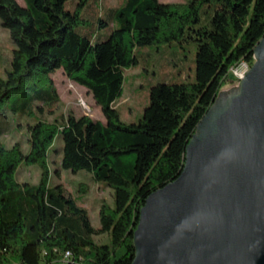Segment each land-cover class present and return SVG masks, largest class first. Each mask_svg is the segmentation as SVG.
Here are the masks:
<instances>
[{
    "label": "trees",
    "instance_id": "16d2710c",
    "mask_svg": "<svg viewBox=\"0 0 264 264\" xmlns=\"http://www.w3.org/2000/svg\"><path fill=\"white\" fill-rule=\"evenodd\" d=\"M68 1L0 0V20L15 45L0 75V114L8 106L35 119L28 152L0 141V264H54L67 251L70 264H132L146 199L180 176L186 148L224 80L241 64L253 66L264 38V0H123L113 13L118 27L96 43L78 31L90 0L74 11L65 8ZM191 43L195 81L151 87L142 117L121 121L115 102L124 70L139 64L136 51ZM61 69L92 94L105 123L73 114L43 119L60 102L52 74ZM50 152L60 155L56 174L85 171L113 190L112 206L101 205L99 227L61 185H50ZM23 164L39 165L37 184L17 180ZM98 234L109 242H96Z\"/></svg>",
    "mask_w": 264,
    "mask_h": 264
},
{
    "label": "water",
    "instance_id": "95a60500",
    "mask_svg": "<svg viewBox=\"0 0 264 264\" xmlns=\"http://www.w3.org/2000/svg\"><path fill=\"white\" fill-rule=\"evenodd\" d=\"M254 58L229 106L202 119L180 176L146 199L132 264H264V38Z\"/></svg>",
    "mask_w": 264,
    "mask_h": 264
},
{
    "label": "rangeland",
    "instance_id": "374dc122",
    "mask_svg": "<svg viewBox=\"0 0 264 264\" xmlns=\"http://www.w3.org/2000/svg\"><path fill=\"white\" fill-rule=\"evenodd\" d=\"M168 4H184L186 0H160ZM24 5L23 0H17ZM80 0H69L65 8L74 11ZM123 0H90L81 10V17L86 21L78 31L87 35L93 42L104 41L112 30L118 27L113 18L114 10L121 6ZM15 45L9 31L3 27L0 20V75H4L9 67L11 52ZM139 64L136 67L124 70L123 94L115 102L120 120L126 123L137 122L143 115L144 108L149 103L150 88L161 83H191L195 81L196 44L178 45L172 47L152 45L139 48L136 51ZM236 70V71H235ZM250 67L241 64L231 70L224 80L219 95L209 109L212 115H218L225 110L231 99L241 91V83ZM52 79L60 95V102L54 107L51 114H44L43 119L51 122L60 115L73 114L76 117L88 116L94 120L105 123L100 106L93 99L92 94L83 86L70 80L63 72L58 70L52 74ZM16 97V95H15ZM208 113V115H209ZM36 118V117H35ZM32 117H20L9 111L8 106L0 114V141L7 147L19 143L24 152H28V125L34 124ZM55 149H62L60 137L55 140ZM60 155L50 152L49 164L51 169L50 185H61L67 196L73 198L76 204L84 208L92 225L99 227V211L101 205L113 204V190L96 184L92 176L80 171L77 174L59 168ZM41 179L39 165H21L17 172V180L37 184ZM98 243L109 242L107 234L94 236ZM61 261L54 264H62Z\"/></svg>",
    "mask_w": 264,
    "mask_h": 264
},
{
    "label": "bare ground",
    "instance_id": "6f19581e",
    "mask_svg": "<svg viewBox=\"0 0 264 264\" xmlns=\"http://www.w3.org/2000/svg\"><path fill=\"white\" fill-rule=\"evenodd\" d=\"M236 71V70H235ZM211 119V116L210 118ZM69 254H65V256L63 257L62 261L60 263L62 264H70V257H71V252L68 251Z\"/></svg>",
    "mask_w": 264,
    "mask_h": 264
},
{
    "label": "built area",
    "instance_id": "2783aa9c",
    "mask_svg": "<svg viewBox=\"0 0 264 264\" xmlns=\"http://www.w3.org/2000/svg\"><path fill=\"white\" fill-rule=\"evenodd\" d=\"M243 77H244V76H243ZM65 254H69L68 251H67ZM65 254H64V256H65ZM64 256H63V257H64Z\"/></svg>",
    "mask_w": 264,
    "mask_h": 264
}]
</instances>
